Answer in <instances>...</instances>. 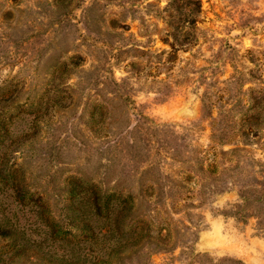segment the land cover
<instances>
[{
  "label": "rangeland",
  "instance_id": "rangeland-1",
  "mask_svg": "<svg viewBox=\"0 0 264 264\" xmlns=\"http://www.w3.org/2000/svg\"><path fill=\"white\" fill-rule=\"evenodd\" d=\"M0 264H264V0H0Z\"/></svg>",
  "mask_w": 264,
  "mask_h": 264
},
{
  "label": "trees",
  "instance_id": "trees-1",
  "mask_svg": "<svg viewBox=\"0 0 264 264\" xmlns=\"http://www.w3.org/2000/svg\"><path fill=\"white\" fill-rule=\"evenodd\" d=\"M83 225H84V227H87L88 224L87 223H83Z\"/></svg>",
  "mask_w": 264,
  "mask_h": 264
}]
</instances>
